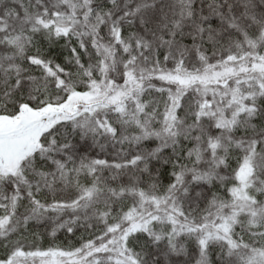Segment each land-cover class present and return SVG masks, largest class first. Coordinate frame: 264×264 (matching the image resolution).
Listing matches in <instances>:
<instances>
[{
	"label": "snow or ice",
	"instance_id": "obj_1",
	"mask_svg": "<svg viewBox=\"0 0 264 264\" xmlns=\"http://www.w3.org/2000/svg\"><path fill=\"white\" fill-rule=\"evenodd\" d=\"M0 264H264V0H0Z\"/></svg>",
	"mask_w": 264,
	"mask_h": 264
}]
</instances>
